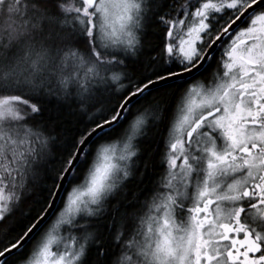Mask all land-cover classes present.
Wrapping results in <instances>:
<instances>
[{
    "label": "snow or ice",
    "instance_id": "obj_1",
    "mask_svg": "<svg viewBox=\"0 0 264 264\" xmlns=\"http://www.w3.org/2000/svg\"><path fill=\"white\" fill-rule=\"evenodd\" d=\"M0 264H264V0H0Z\"/></svg>",
    "mask_w": 264,
    "mask_h": 264
}]
</instances>
